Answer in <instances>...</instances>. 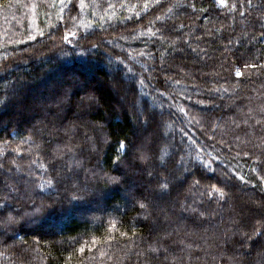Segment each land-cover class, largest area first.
I'll use <instances>...</instances> for the list:
<instances>
[{
	"label": "trees",
	"instance_id": "trees-1",
	"mask_svg": "<svg viewBox=\"0 0 264 264\" xmlns=\"http://www.w3.org/2000/svg\"><path fill=\"white\" fill-rule=\"evenodd\" d=\"M262 178L264 0H0V264H264Z\"/></svg>",
	"mask_w": 264,
	"mask_h": 264
},
{
	"label": "snow or ice",
	"instance_id": "snow-or-ice-1",
	"mask_svg": "<svg viewBox=\"0 0 264 264\" xmlns=\"http://www.w3.org/2000/svg\"><path fill=\"white\" fill-rule=\"evenodd\" d=\"M69 2H71V0H69ZM79 2H80V7L83 8L85 6V0H79ZM64 3H65V0H60V4L62 6L64 5ZM156 3H159V0H156ZM220 3L221 4H224L225 3V0H220ZM63 10H64V8L61 7V11H63ZM66 38L67 37H65V39ZM236 75L237 76H240L241 75V73L239 72V70H237ZM125 148H126L125 142L124 141H121L120 142V149H125ZM245 155H248V153H245ZM141 158H143V157H141ZM117 159H119V156L117 157ZM161 162H163V158L162 157H161ZM253 171H256V169H253ZM110 179L115 180L117 178H110ZM241 179H243V178L241 177ZM262 179H264V178H262ZM195 183L198 184L199 182L196 181ZM47 185H48V187H53V181L51 179H49L47 181ZM40 187H41V189H43L44 188V185H40ZM168 187H169V182H168L167 178H165L164 182L159 185V189H160L161 192H165L168 189ZM16 190L18 191L19 189H16ZM213 190L216 191L219 194V196H220L221 199L224 198V193H223V191L221 189H217V188H215V186H213ZM55 204H56V201H53L52 204H49V205H41V208L46 209V210H50V209H52L54 207ZM140 207L141 208H145L146 205L144 203H140ZM6 208H7L6 201L0 202V209H6ZM41 208H37L36 211H40ZM0 215H3V213L0 212ZM200 215L203 216L204 213H200ZM3 223H4V226L6 227L7 224L14 223V219H13V217L11 215H8V216L5 217ZM259 231H260V228H257L256 229V232H259Z\"/></svg>",
	"mask_w": 264,
	"mask_h": 264
},
{
	"label": "rangeland",
	"instance_id": "rangeland-1",
	"mask_svg": "<svg viewBox=\"0 0 264 264\" xmlns=\"http://www.w3.org/2000/svg\"><path fill=\"white\" fill-rule=\"evenodd\" d=\"M216 1H217L219 4H221V3H220V0H216ZM254 207H256V209H257L256 211H257V212H260V210H258V208H259L258 205L255 204Z\"/></svg>",
	"mask_w": 264,
	"mask_h": 264
}]
</instances>
